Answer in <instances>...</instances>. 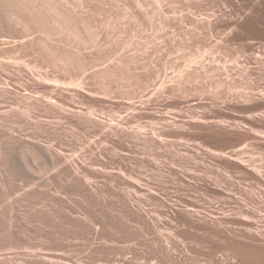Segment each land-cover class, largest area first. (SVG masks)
I'll use <instances>...</instances> for the list:
<instances>
[{"label":"rangeland","instance_id":"rangeland-1","mask_svg":"<svg viewBox=\"0 0 264 264\" xmlns=\"http://www.w3.org/2000/svg\"><path fill=\"white\" fill-rule=\"evenodd\" d=\"M0 166V264H264V0H0Z\"/></svg>","mask_w":264,"mask_h":264},{"label":"bare ground","instance_id":"bare-ground-1","mask_svg":"<svg viewBox=\"0 0 264 264\" xmlns=\"http://www.w3.org/2000/svg\"><path fill=\"white\" fill-rule=\"evenodd\" d=\"M168 141V140H167ZM36 143H37V141H36ZM40 144V143H39ZM41 145V144H40ZM42 147H45L44 145L42 146ZM44 150V149H43ZM49 150V149H48ZM57 151V150H56ZM42 152V151H41ZM44 153H48L46 150L44 151ZM44 155V154H43ZM50 156V155H49ZM1 167V166H0ZM259 171V170H258ZM261 175V174H260ZM193 210H195V209H193ZM251 219V218H250ZM247 221V220H246ZM250 221V220H249ZM248 223V222H247ZM253 223V222H252ZM250 225V224H249ZM253 225H254V223H253ZM246 226V225H245ZM251 226V225H250ZM247 227V226H246ZM248 228V227H247ZM250 228V227H249ZM250 230V229H249ZM252 230V229H251Z\"/></svg>","mask_w":264,"mask_h":264}]
</instances>
